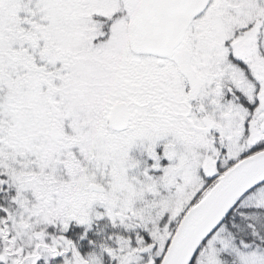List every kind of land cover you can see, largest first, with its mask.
Segmentation results:
<instances>
[{
    "label": "snow or ice",
    "instance_id": "obj_1",
    "mask_svg": "<svg viewBox=\"0 0 264 264\" xmlns=\"http://www.w3.org/2000/svg\"><path fill=\"white\" fill-rule=\"evenodd\" d=\"M0 264H264V0H0Z\"/></svg>",
    "mask_w": 264,
    "mask_h": 264
}]
</instances>
